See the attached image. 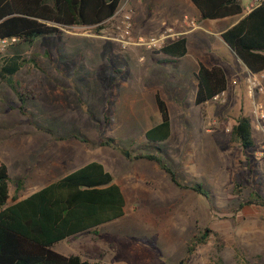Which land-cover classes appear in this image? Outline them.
<instances>
[{"label":"rangeland","instance_id":"1","mask_svg":"<svg viewBox=\"0 0 264 264\" xmlns=\"http://www.w3.org/2000/svg\"><path fill=\"white\" fill-rule=\"evenodd\" d=\"M184 10L197 13L195 7ZM223 21L201 24L211 28ZM63 31L16 51L25 59L39 55V68L25 65L15 75L28 97L25 112L0 79V161L10 169L11 197L19 179L24 184L18 195L26 196L99 161L122 187L125 215L99 227L97 236L82 233L57 250L95 251L106 264H264V206L245 204L253 192L264 198V135L253 132L256 147L245 151L227 131L240 116L252 115L247 88L197 106L191 74L199 43L189 39L190 51L178 67L159 62L164 56L149 50H122L94 29ZM13 43L0 50V67L17 54ZM213 46L227 51L221 43ZM234 61L242 81L246 67ZM156 92L169 106L173 131L158 155L186 188L157 163L138 158L148 154L146 131L160 121ZM110 139L111 146L101 145ZM199 185L207 196L196 190ZM207 229L206 243L189 254Z\"/></svg>","mask_w":264,"mask_h":264},{"label":"trees","instance_id":"2","mask_svg":"<svg viewBox=\"0 0 264 264\" xmlns=\"http://www.w3.org/2000/svg\"><path fill=\"white\" fill-rule=\"evenodd\" d=\"M123 0H0V40L16 39L12 48L32 47L36 39L45 36L60 37L64 28L90 27L96 33L106 27ZM199 10L202 19L218 20L244 14L240 0H190ZM236 56L252 74L264 71V0L254 7L234 26L221 34ZM17 54L4 59L0 67V79L17 94L20 109L25 112L28 97L15 75L25 65L39 68L38 57L22 58ZM155 54L164 56L161 63H177L187 53V39L181 38L165 46ZM45 57H50L47 52ZM120 72V69L116 70ZM195 104L204 105L227 91L228 80L220 66L208 68L200 62ZM161 115L159 123L145 133L147 143L143 145L148 154L140 159L157 163L167 172L172 181L185 187L177 179L176 173L158 155L160 143L168 141L172 135V119L166 101L155 94ZM232 136L238 140L243 150L256 147L251 116H240L232 127ZM73 138L88 142L83 136ZM114 139L102 140L101 145H110ZM119 148V145H112ZM17 194L11 199V183L8 166L0 161V264H106L91 262L81 256L63 255L54 247L56 244L82 233L98 235V228L124 217L126 212L125 194L104 164L91 161L64 177L46 185L28 197L18 200V193L24 180L18 181ZM186 188V187H185ZM196 190L204 196L202 186ZM264 206V198L253 192L245 204ZM244 206V205H242ZM206 230L189 248L195 252L200 244H205Z\"/></svg>","mask_w":264,"mask_h":264},{"label":"crops","instance_id":"3","mask_svg":"<svg viewBox=\"0 0 264 264\" xmlns=\"http://www.w3.org/2000/svg\"><path fill=\"white\" fill-rule=\"evenodd\" d=\"M252 1L253 0H249V3L246 6H244L242 3V0H240L241 5L244 8V14L243 15L228 17V18H224V19H218V20H226V21H223L222 23H217L214 27H211V28L210 27L206 28L205 26H203L201 24L202 22H204L205 25H209V23H208L209 20L202 19L199 10L196 8V6L190 0H123L122 2L128 3V6L131 7L134 11V18L136 19V26L134 25V35L135 36L158 34L162 30H164L165 27H167V26L178 27L177 21L181 20L186 15L193 18V19H196L199 23V27H198L197 31H195V32L193 31V32L187 34L185 37H183V38L187 39V53H186V55L190 51L189 39H190V43H192L193 45H195L196 42L199 43V46L195 47L197 66L194 70H192L191 75L194 76L198 72L199 67H200V62L208 68H212L214 66H220L224 69L226 76H227V80H228V88H227L226 92L232 90V92H235L238 94V92H240V91L241 92L245 91L246 80H247L248 76L250 75V71L243 64L246 67V70L245 71L241 70L242 81L239 79V76L237 73L238 68L235 65L233 67V62H235L234 61L235 58H238V57L231 50V48L228 46V44L222 39L221 34L223 32H225L227 29L234 26L239 20H241L247 13L250 12L249 7H250ZM187 7H191V8L195 7L197 10V13L190 12V10H188V11L184 10ZM211 21H216V20H211ZM206 34L211 36V38L208 39L206 37ZM110 43L114 44L113 42H110ZM217 43L223 44V46L225 47V50H227V51H224L221 48L213 46V45H217ZM217 55L219 57L216 58L215 60H213V61L207 60L208 57L217 56ZM184 57L180 58L177 61V63H172V64H175L176 66L180 67V62ZM239 69H241V67H239ZM196 90H197V83H196ZM168 108H169V106H168ZM160 120H161V115H160ZM5 164L7 165L6 162H5ZM9 173H10V169H9ZM54 181H56V180H54ZM50 183H52V182H49L46 185H48ZM46 185L41 186L40 188H38L36 190H33L32 193H30L26 196L19 195L18 200H22V199L28 197L29 195L40 190L41 188L45 187ZM13 197H11L12 200H13ZM95 236H97V235H95ZM68 239H70V238H68ZM56 245L54 247V250H56L57 252H59L63 255H66V256L77 255V256H81L84 260H89L91 262L99 261L98 260V254L95 251H88L84 255H82V254H80V252H74L73 253L72 251L69 252L68 250H66V251L65 250H62V251L57 250Z\"/></svg>","mask_w":264,"mask_h":264},{"label":"built area","instance_id":"4","mask_svg":"<svg viewBox=\"0 0 264 264\" xmlns=\"http://www.w3.org/2000/svg\"><path fill=\"white\" fill-rule=\"evenodd\" d=\"M259 4L260 0H253L249 11ZM177 26H167L158 34L135 36L134 11L128 6V3L122 2L116 14L107 21L106 27L98 35L105 40L116 43L122 50L138 47L155 52L197 30L199 23L196 19L186 15L177 21ZM15 41L14 38L0 40V50H4L7 44ZM246 88L253 107L251 115L253 132L264 135V71L259 74L250 72L246 80ZM225 95L226 92L216 96L212 101L222 100ZM227 131L232 132V129L228 127Z\"/></svg>","mask_w":264,"mask_h":264}]
</instances>
